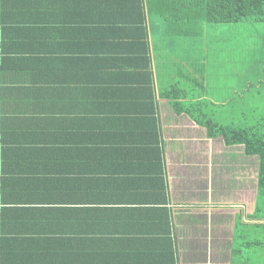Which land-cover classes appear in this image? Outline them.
Returning <instances> with one entry per match:
<instances>
[{"label": "crops", "instance_id": "0c3cea01", "mask_svg": "<svg viewBox=\"0 0 264 264\" xmlns=\"http://www.w3.org/2000/svg\"><path fill=\"white\" fill-rule=\"evenodd\" d=\"M35 2L46 4L47 0L32 1ZM94 2L98 0L79 1L76 11L66 8L64 15L89 17L88 20L107 18L111 10H97L92 7ZM34 8L28 6L26 13L17 14L15 24L36 33L30 23L37 21L38 14L50 12L43 9L37 13ZM144 14L149 33L146 56L151 59L154 94L159 96L174 85L189 97L195 95L193 85L200 81L211 109L228 106L231 99L221 102L213 95L207 97L212 83L207 56L211 32L209 36L206 30L210 26L202 28L204 40L199 46L202 54L198 56L197 27L193 21L198 17L196 0H146ZM115 15L114 12L112 18ZM86 27L91 31L94 26ZM101 29L109 34L118 32ZM79 34L74 48L84 59L93 58L91 53L97 50L117 45L116 41L102 45L92 35H83L82 27ZM2 39L0 26V42ZM36 45V40L27 36L10 43L8 48L12 50L7 51H18L13 59L30 58ZM30 72L14 65L9 70L8 63L0 68V138L7 149L4 156L16 168L15 173L19 172L14 178L16 188L25 193L24 197L32 198V204L15 205L23 210L16 217L17 232L27 240L25 250L19 249L13 264H171V260L175 261L173 264H229L236 218L255 224L248 218L255 208L258 160L245 156L242 146L226 147L221 138L208 139L204 128L185 114L176 115L166 100L158 98L153 109L164 168L160 183L157 176L141 173L156 164L147 158L154 159L157 146L136 148L133 143L124 146L126 139H138L144 134L142 130L129 129L126 138L125 124L130 117L126 111H119L112 102L113 109H107L105 105L110 103L103 101L101 111H79V107L64 114V98L56 105L46 102L41 107L42 102L38 101L51 98L40 86H29L38 81L30 80ZM88 77L89 83L94 84L116 81L108 75ZM49 79L50 73L42 75V80ZM103 96L110 98L105 93ZM41 118L46 123L39 126L36 119ZM62 130L73 137H69V143L53 144L59 143L54 135L64 136ZM43 139L46 141H36ZM42 149L45 153L64 149V171L69 173L64 174V183H70L80 212L76 216L80 225L76 231H84V235L77 236L76 251L64 250V236L58 242L51 241L53 230H64L53 221L54 207L37 205L39 197L45 198L47 191L53 193L46 177L39 179L42 184L38 186L32 180L37 177L34 174L39 165L36 154L37 151L44 154ZM24 165L29 170L32 167L34 174L23 185ZM1 178L0 175V188ZM163 186L166 191L161 190ZM8 191L11 190L4 189L3 194ZM61 192H65L63 185ZM164 193L165 204L152 203L162 201ZM1 223L0 220V226ZM0 231L2 239V226ZM15 237V233L7 236V242ZM50 241L54 242L53 249L47 251Z\"/></svg>", "mask_w": 264, "mask_h": 264}, {"label": "trees", "instance_id": "16d2710c", "mask_svg": "<svg viewBox=\"0 0 264 264\" xmlns=\"http://www.w3.org/2000/svg\"><path fill=\"white\" fill-rule=\"evenodd\" d=\"M32 1L0 0V26L3 29V39L0 42V68H5L8 63L9 70L13 65L17 69L30 70L32 76L29 77L30 80L38 81L31 82L29 86L34 88L40 86L51 98L38 101V103L42 102L40 103L41 107H44L46 102L56 105L61 98H64V114H66L65 111H76L75 109L79 107V111H101L103 101L110 103V106L105 105L107 109H113L112 102L119 111H126L130 116L125 124L126 138L129 136V129L131 132L142 130L144 134L141 132L143 135L138 139H126L124 146L130 145V143H133L131 145L136 148L157 146V155L154 159L150 156L147 158L148 161L156 164L141 173L157 176L160 183H163L161 175L164 173V168L158 149L159 134L156 129V111L153 109L158 98L166 100L176 115L185 114L196 125L204 128L208 139L221 138L226 147L242 146L245 156H256L258 158V175L255 208L253 214L248 218L255 224L244 223L241 217L236 218L233 225L229 264H264L253 263L248 256V254L257 251L264 254V117L259 123L250 126H223L216 123L213 118H210L214 111H207L206 106L209 105V99L205 97V87L200 81L193 85L195 92L197 90L195 95L189 97L174 85L159 96L154 94V89L151 87L153 81L150 71L151 59L146 56V42L149 37L148 29L145 26L146 15L144 14L146 0H98V2H94L93 8L104 12L111 10L110 15L104 20H95L94 18L88 20L89 17L76 15L73 18H68L64 15L66 8L74 10L79 8L78 2L82 0H47L46 4L32 3ZM28 6H34L37 13L45 9L53 14H38L37 21L30 23L31 26H35L36 33L31 28H23L19 27V23L15 24L17 14L26 13ZM196 8L197 16H200V24L204 27L244 22L264 23V0H196ZM114 12L116 15L112 18ZM24 19L27 21V16H24ZM90 24L94 26L91 31L86 29V26ZM39 26L42 29H39ZM80 27L83 28V35H92L95 41L102 45H109L116 41V46H120L122 49L115 48L116 46L106 47L107 49L101 52L97 50L99 54L98 52L91 53L93 58L84 59L80 51L74 48L80 37ZM101 27L118 30V32L109 34ZM27 36L33 37L37 42L32 56L13 59L17 56L18 51L8 52L7 50H12L8 48V45ZM48 73H50V79L42 80V75ZM107 75L110 76V79L115 78L116 81L89 83L90 77L88 76ZM60 91L62 94L59 93ZM103 93L109 95L110 98H104ZM125 119H127V115ZM36 121L39 126L46 123L43 118L36 119ZM62 133L67 137V141L63 135H54L59 143L53 141V144L69 143L68 139L73 135H70L67 130H62ZM36 141H46V139ZM0 144H2V149H0L1 195L4 189L11 190L0 197V203L3 206L0 210V220L2 221L0 261L1 264H13L15 256L25 250L27 240L26 237H20L17 232L16 217L23 211L17 206H25L29 202L32 204V198L24 197L25 193L19 192L16 188V179L14 178L19 172L15 173L16 168L6 162L4 154L7 149L3 145L5 143L2 138H0ZM63 150L53 149L45 153V149H42L44 154L37 151L39 165L36 169L38 170L34 174L32 167L29 170L24 165L25 169L21 171L25 179H22V183L26 184L23 181L29 180L30 174L37 175L35 179H32L36 181L37 186L42 184L39 180L41 178L46 177L45 179L50 181L53 193L47 191L45 198L39 197L40 204L37 205L54 207L53 221H57L64 230V232L53 230L50 235L51 241L58 242L60 237L64 236V250L76 251L77 236L84 235V231H76V228L80 227L76 217L80 212L76 209L75 193L72 194L70 183L68 181L64 183V174L69 173L64 171ZM42 159H46L47 162L43 163ZM71 183L75 190V183L72 180ZM62 185L64 193L61 192ZM161 190L166 191V186H163ZM162 196V201L152 200V203L165 204L167 201L165 193ZM13 233L16 237L10 243L7 242V236ZM51 241L47 251L53 249L54 242ZM170 247L172 248V245ZM173 261L171 260L170 263L173 264ZM51 264L56 263L51 262Z\"/></svg>", "mask_w": 264, "mask_h": 264}, {"label": "rangeland", "instance_id": "374dc122", "mask_svg": "<svg viewBox=\"0 0 264 264\" xmlns=\"http://www.w3.org/2000/svg\"><path fill=\"white\" fill-rule=\"evenodd\" d=\"M193 21L197 27L199 56L204 26L199 15ZM206 30L209 36L211 32L207 40L212 41L207 52L212 71L207 97L213 95L221 102L231 99L221 109L207 105V111H214L210 118L223 126L259 123L264 117V23L212 25ZM250 159L258 160L256 156ZM248 256L253 263H264V254L258 251Z\"/></svg>", "mask_w": 264, "mask_h": 264}, {"label": "clouds", "instance_id": "9594fccd", "mask_svg": "<svg viewBox=\"0 0 264 264\" xmlns=\"http://www.w3.org/2000/svg\"><path fill=\"white\" fill-rule=\"evenodd\" d=\"M0 260H1V255H0ZM0 263H1V261H0Z\"/></svg>", "mask_w": 264, "mask_h": 264}, {"label": "built area", "instance_id": "2783aa9c", "mask_svg": "<svg viewBox=\"0 0 264 264\" xmlns=\"http://www.w3.org/2000/svg\"><path fill=\"white\" fill-rule=\"evenodd\" d=\"M1 264V263H0Z\"/></svg>", "mask_w": 264, "mask_h": 264}]
</instances>
